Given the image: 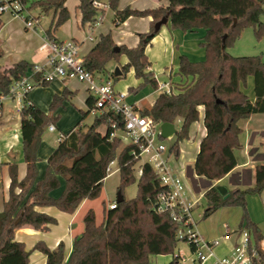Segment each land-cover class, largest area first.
<instances>
[{
  "label": "trees",
  "instance_id": "16d2710c",
  "mask_svg": "<svg viewBox=\"0 0 264 264\" xmlns=\"http://www.w3.org/2000/svg\"><path fill=\"white\" fill-rule=\"evenodd\" d=\"M68 0L35 1L29 9L40 11V15H51L52 21L46 33L52 37L58 28L70 20L66 7ZM93 0H79L77 9L82 14L81 24L94 23L98 13ZM120 0H111L115 13L114 26L129 18L152 17L150 31L139 34V45L129 48L115 45L112 34H101L97 44L83 58V65L94 74L106 71L112 61L126 58L120 70L121 75L132 70L142 82L129 88L132 94L139 93L146 86L158 90L159 83L150 69L147 49L162 30L156 26L165 18L173 30L196 33L203 30L201 46L205 50V60L194 62L186 55L179 59L177 75L180 83L171 84L172 93H160L150 108L142 110V115L156 124H174L181 121V128L175 134L176 142L171 147L179 153L180 144L188 139L193 123L199 121L200 106L205 108L204 123L207 130L194 163V172L200 178L212 182L226 177L238 165L235 151L241 148L242 129L239 120L248 119L254 114H264V61L260 56L235 57L227 50L234 45L246 27L254 29L258 41L264 37V0H168L167 6L138 10L125 7L119 9ZM163 1V0H158ZM26 3L27 0H24ZM34 64L20 60L0 67V96L9 93L11 85L28 76ZM114 78L120 76L112 75ZM253 77L255 100L252 101L242 90L248 78ZM50 83H45L48 86ZM69 99L64 91L55 95L49 112H44L32 104L29 96L20 110L23 157L27 164L24 179L19 178L17 164L7 163L11 184L9 198L0 213V264H30V251L26 245L15 239L16 232L25 226L36 231L47 232L57 225V219L41 207H51L74 215L83 201L95 200L102 194L101 181L84 189L67 181L63 193L55 197L54 192L61 187V176L68 168L67 163L77 164L85 159L88 151L96 148L101 157H106V171L110 163L118 160L120 185L119 193L124 197L116 209L107 208L102 223L97 224L96 214L90 209L84 219V231L74 237L73 247L66 257L65 243L60 242L56 249L46 242H38L33 250L43 253L46 264H152L158 255H172L179 243L176 234L178 225L169 213L157 210L158 195L165 190L158 176L149 165L143 166V175L136 179L135 169L139 159L133 153L138 146L127 145L121 138H112L114 131L124 129L122 115L112 111L97 116L87 130L79 122L70 133L63 135L54 152L47 159V169L42 179H38V152L42 134L55 126L60 115L55 110ZM87 105L91 109L94 100L90 96ZM89 109L83 112L86 117ZM84 119V118H83ZM116 126V129H114ZM105 130L102 132V130ZM160 140H163L160 136ZM121 145L124 147L120 148ZM255 183L251 188L237 187L227 194L215 186L205 194L207 208L202 219H206L221 208H240L242 222L239 230L251 231L256 246L260 249L263 235L256 223L249 217L247 198L264 191V164L255 167ZM138 182V193L133 199H126L124 189ZM262 259L264 252L261 250ZM175 257L171 264H177Z\"/></svg>",
  "mask_w": 264,
  "mask_h": 264
},
{
  "label": "rangeland",
  "instance_id": "374dc122",
  "mask_svg": "<svg viewBox=\"0 0 264 264\" xmlns=\"http://www.w3.org/2000/svg\"><path fill=\"white\" fill-rule=\"evenodd\" d=\"M35 1L40 0H27L26 2V8L29 11V14L35 18V25L37 28L38 33H34L33 31H29L26 29V23L24 19H27L29 17L27 12L22 13V17L15 18L14 16H11L8 13L3 14V16L0 18V67L4 68V66L11 65V63L19 61L21 56H24L28 53H34L36 48L41 43L42 38L45 35V29L50 27L52 16L51 15H40V11L38 9L30 10L29 7L35 3ZM79 3V0H68L66 7H68L71 18L68 20L66 24H64L62 27L58 28L54 35L62 40H68L71 39L73 36L71 33L78 32L79 35L83 38L88 32L86 29H81L77 27L76 23L79 22L80 26V19L81 14L80 11L77 9V5ZM149 4V2H148ZM38 19V22L36 21ZM261 21L264 22V14L262 15ZM109 18L107 17V20L104 23L105 29L108 25ZM189 44V50H192V43L190 41L187 42ZM229 55L235 56V57H247V56H260L263 58L264 61V37L260 41H258L254 34V29L252 27H246V29L243 31L240 38L237 40V42L231 46L227 50ZM165 50L161 45L154 46L153 50L151 51L149 57L152 61V71L154 75L158 79L159 85L162 84H177L180 83L181 77L177 75L178 66L177 64L174 66V70L171 73V68L173 67L171 64V59H167L164 56ZM192 53V51H191ZM126 58L125 56H121L119 61H112L107 65L106 71L102 72L101 74H96L95 78L97 80H103L108 81L111 80L115 84V90L118 92H123L128 94L129 88H135L138 86L142 81L139 80L137 77H135V74L132 70L126 72L125 74L120 75V78H114L112 77L113 74H115V71L118 67H122L124 64H126ZM172 77V78H171ZM74 84V82H71ZM70 84V85H72ZM69 85V86H70ZM51 86L48 87H39L37 91L41 93V99L43 98V104L45 105V108H43L41 105L39 106L41 109H43L44 112L50 110L49 104L52 100L50 98V94L48 90H51ZM243 89L247 90L246 87L243 86ZM36 91V92H37ZM246 92V93H247ZM84 91L81 89L80 95L84 96ZM133 97H144L146 95L147 98L145 100L144 106L149 107L157 97V92L154 91V88L152 86H146L143 90L139 92L138 95L132 94ZM135 95V96H134ZM67 103L60 107L59 110H55L54 115L58 116L60 115V118L56 124L57 130L55 133H51L49 130L45 131L42 134L40 147L43 145L45 150L47 151L48 147H52L54 150L58 146V139L59 137L64 134H68L75 128V126L81 122V126L84 127V130H87V126H89L93 120L94 116L92 114L87 115L86 117L83 116V112H87V108L85 104L82 103L80 98H74V100L70 99V101H66ZM49 107V109H48ZM19 105L16 101L13 100H5L3 103V107L0 111V159L6 155V152L10 146V144L13 145V152L12 157L17 161L18 158L21 160L23 159V145L21 140V134H20V113H18ZM47 112V113H48ZM84 118V119H83ZM176 130L179 131L181 128V124L178 122H175ZM18 133L20 135V139L16 142H13L12 135L14 133ZM158 134H160L159 127H158ZM191 136V135H190ZM11 137V138H10ZM163 144L166 146V148L169 150L174 143L175 135L170 136L169 138H163L161 140ZM198 140L196 141L191 138L190 140H185L184 143L180 145L181 149L183 150H189L190 154L188 156H181L179 160H176L174 164L176 165L177 169L180 168L179 164L187 167L192 166L193 164V154L195 152V146ZM8 144V145H7ZM124 147V145H121L120 148ZM40 149V148H39ZM53 150V152H54ZM183 157V158H182ZM38 165L41 163V167L43 166V170L41 169L38 171V179H42L46 169H47V161L41 160L40 156L38 157ZM179 161V162H178ZM68 168L63 172L61 177V187H59L54 193L55 197L60 196L66 186L67 181L74 183L84 189H89L90 186H92L93 181L88 178V172L91 173L93 178H97L99 180L104 179L103 187H102V194L99 198L95 200H89L87 205L83 207L84 205H79L78 208H80V215L72 227H63L62 230H66V236L67 239H69V236L74 231L76 233L80 230V224H83L82 217L87 213L90 209H93L96 214V221L97 224L102 223L106 216L107 208H110L109 205L112 202H117V198L119 195L118 187L120 185V175L117 172L119 170V163L118 160L114 162L113 165H111V172L106 171V165H107V159L106 157H101L96 148H92L88 151L87 156L82 161L78 162L77 164H72L71 162L67 163ZM44 171V172H43ZM116 171V172H115ZM184 173L186 174V169H184ZM109 176H108V175ZM138 174L136 175V179H138ZM188 181L190 185V180L186 179V182ZM0 182H1V174H0ZM191 187V186H190ZM138 182L126 187L124 189V196L126 199H133L136 197L138 193ZM191 197L194 196L190 195ZM195 199L199 198L200 195H195ZM87 202V201H84ZM85 204V203H84ZM201 207L198 208L196 211V217L198 221V231L202 237H205L207 240H216L223 237L224 239H230L232 243H237L238 236L237 234H234L233 225H231V229L229 230L228 234H223L222 225L225 223L230 224L228 217L226 216L227 212L226 210H230L232 208H221L219 211L212 216L202 219L198 218V214L204 213V211L207 208V204L205 199L203 198L201 200ZM57 212V211H56ZM227 218V219H226ZM84 225V224H83ZM53 231H47L44 232L47 239H50L54 236V234L58 233V226L53 227ZM52 232V233H51ZM54 232V233H53ZM263 235H264V227H263ZM236 245V244H235ZM215 253H217L218 257H222L223 254L220 253L219 249L215 250ZM179 256L180 259L177 264H197L193 260L196 258L195 253L190 248L189 243H186L184 241H179L174 253L172 255H158L156 257H153L152 264H171L172 261H174V258ZM213 260V259H212ZM208 264H213L212 261L208 262Z\"/></svg>",
  "mask_w": 264,
  "mask_h": 264
},
{
  "label": "crops",
  "instance_id": "0c3cea01",
  "mask_svg": "<svg viewBox=\"0 0 264 264\" xmlns=\"http://www.w3.org/2000/svg\"><path fill=\"white\" fill-rule=\"evenodd\" d=\"M148 2H149V4H148ZM162 5L164 7L167 6L168 0H163L161 2L158 0H120L118 8L124 9L125 7H130V8H135L138 10H145L148 8H157V7L162 6ZM107 17L109 18V22H108L107 27L105 29H103L104 28L103 26H104L105 21L107 20ZM81 20H82V14H81L80 23H81ZM114 20H115V13L113 12V10L111 8V10L106 12L105 17H104L103 21L100 23V25L98 27L94 28V30L90 29V24H86L84 26L82 24H80V26H79V22L76 23L77 27H79L83 30L86 29L88 33L82 38L78 32H73V33H71V35L73 36L71 39L77 40L79 42H85V40L87 39L88 36H92L94 39V42L86 43L85 49L83 51L84 57L94 47V45L97 44L101 34L111 33L115 45H119V46L126 45L129 48H133V47L138 46L139 45L138 43L140 41L139 34L149 33L150 22L152 21V17L149 16L147 18H141V17L132 16V18H129L127 21H125L124 23L120 24L117 27L114 26ZM45 31H46V29H45ZM33 32L38 33L37 30L33 31ZM203 35H204L203 30H198V32H196V33L183 32V31L181 32V31L173 30L170 27L169 22H167L165 24V26H163L160 33L153 38V40L151 42L152 45L147 49L148 60L150 59L149 55H150L151 51L153 50L154 46H156L158 44L164 48V50H165L164 56L167 59H171V64L173 66L171 68V73L174 70V66L176 64L178 66L179 61H180L179 58L182 55H186L189 59H191L194 62H199V61L205 60V50L201 46V42H200L201 37ZM59 40H62V39H59ZM188 41H190L192 43V48H191L192 50L188 49L189 48L188 47L189 44L187 43ZM41 43H42V40H41ZM41 43H40V45H41ZM39 46H38V48H36L34 53H28V54H25L24 56H21L22 58H20L19 61L20 60H26L27 62H29L31 64H36L37 62H43L45 60V55L40 51ZM191 51H192V53H191ZM16 62H18V61H16ZM13 63H15V62H13ZM151 63H152V61H151ZM6 65H8V64H6ZM119 68H121V66ZM150 69L152 70V66ZM156 79H157V77H156ZM100 81H103V80H100ZM157 81H158V79H157ZM71 82H74V84H72ZM70 84H72V85H70ZM48 86H51V88H52L51 90H48L49 92H47L50 94L51 99H49V100L53 101L55 95H61L64 91H67L69 93V99L67 101H70V99L74 100V98H80L82 103L85 104L87 110L89 109L90 114H92L94 116V119L97 117V114L93 113V111H94L93 107L90 109L87 105V100L90 97V94H89L88 89H87V84L81 83L77 80H70L67 82L57 80V81H53V83L49 84ZM48 86L42 85V86H37V88L33 89L28 94L30 102L37 107H39L41 104H43V98L41 99V95H40L41 93H39L37 91V89L39 87H48ZM245 87L247 88L248 92L246 90H244L243 87H242V90H244L245 93L247 92L246 94L249 95V97L252 101H254L255 100V89H254L253 77L248 78V81H247V84ZM81 89H83V91H84V94H83L84 96L80 95ZM154 91L157 92V94H158L157 97L159 96L160 93H162L159 90H154ZM138 94L139 93H135V95H138ZM147 96L148 95H146L144 97H138V98L133 97L132 93H130L128 91V97L126 100L129 104L133 105L136 109L139 110V112L142 113V110H144L145 108L151 107V106H149V107L144 106V103H145ZM156 98H155V100H156ZM155 100L153 101V103L155 102ZM52 101H51V103H52ZM51 103L49 104V107H50ZM66 103L67 102L65 101L63 105H65ZM41 106L43 108H45V105L44 106L41 105ZM49 107H48V109H49ZM199 111H200L199 121L196 123H193V125L191 126L190 131H189V137H188V139H185V140H190V141H191V138H193L194 141H196V139L198 140V142L196 143V146L194 147L195 152H194L193 157H192L193 164H192V166L185 167L183 165V163H182V165H180L181 164L180 163L179 164L180 168L178 170L180 171L179 173H181L185 177L184 178L185 184H186L187 188L189 189L190 193L192 195L194 194L193 197L195 198L196 194L200 195V197L196 198V199L199 201V204H198L199 207H201V205H202L201 200L203 198L205 199V197H204L205 192L213 186L220 188L222 190L221 192L223 194H227L229 191H231L237 187H240L242 189H247V188H251L254 185V183H255V170L254 169H255L256 165L264 164V114H254V115L250 116L248 119H241L238 121L239 127L242 129V134L240 135L242 146H241V148H239L235 151V155L237 158L238 165L234 168L233 172H231L226 177L218 180L217 182H212V181H209L203 177L202 178L198 177L195 174L194 168H193L194 163H195L196 158H197V154L199 153V150H200L201 141L207 134V130H206L205 123H204L205 108L200 106ZM46 112H48V110ZM82 112H84V111H82ZM20 122H21V120H20ZM176 122L181 124L180 120H177ZM174 125H175V123H174ZM53 127L56 128V130H57L56 125ZM175 128H176V125H175ZM47 130H49V128ZM103 131H105V130L103 129L102 132ZM50 132L55 133L52 131H50ZM20 134H21V140H22L21 129H20ZM63 135L64 134H62L61 136H63ZM160 135H161V133H160ZM12 137H13V142L14 141L17 142L20 139V135L16 132L12 135ZM60 137H59V139H60ZM59 139H58V143L60 142ZM184 142H182V143H184ZM11 147H13L12 144H10V146L6 152V155H4V157L0 159V174H1L0 213L3 212L2 210H3L4 203L9 198L8 192H9V187L11 184V178L9 177V172H8V165H6V164L7 163H13V164L18 165V167H19V178L21 180L24 179V176L26 175V171H27V164L24 161V157L22 160L20 158H18L17 161H15V159L11 156L12 152H13V148H11ZM45 149L46 148H44L43 145H41L39 152H38V157L40 156L41 160L47 161V159L53 153L54 149L52 147H48L47 151ZM182 154H183V156H185V155L188 156L190 154V151L187 149L183 150L180 147L179 153L176 154V160H179V158H181L180 155H182ZM188 158H189V156H188ZM189 159H191V158H189ZM41 169L43 170V166L41 167V163H39L38 171H40ZM184 169H186V174L184 173ZM117 172L119 173V170ZM87 175H88V178H90V180L93 181V183H97L99 181L102 182L104 180V179L99 180L97 178H93L90 172H88ZM186 179L190 180V185H189L188 181L186 182ZM54 196H55V193H54ZM87 203H88V201L87 202L83 201L81 203V205H84L83 207H85L87 205ZM247 203H248L249 217H250L251 221H253L254 223H256L258 225V227L261 231V234L263 235L264 191L259 195L249 196L247 198ZM38 211L45 212V213H47V214H49V215H51L57 219V225L56 226H58V233L54 234V236L52 238L47 239L46 235L43 231L42 232L36 231L29 226H25V228H22L16 232L15 239L19 242L24 243L26 245L27 250L30 251V256H29L30 264H46V261H47L46 256L37 250H33L34 246L38 242H42V241L46 242L48 247L51 249H56L60 242H64L65 243L66 257H68L71 250H72V247H73L74 237L76 235L81 234L84 231L85 224L84 223H83L84 225L80 224L79 225L80 226L79 232L76 233L74 231L73 233H71V235L69 236V239H67L66 230L65 229L62 230V226L63 227L64 226L65 227L66 226L67 227L74 226V224L76 223V221H77V219L81 213L80 208L78 209V211L76 213H74V215L64 213V212L60 211L59 209H55V208H51V207H41V208H38ZM226 212H227L226 216L228 217L230 224L225 223L222 225L223 234L229 233V230L232 227L231 225H233L232 230L234 231V234H237V231L239 230L241 222H242V219H241L242 211L240 208L236 207V208H232L230 210H226ZM85 215H86V213H85ZM85 215L82 217V220L84 219ZM202 217H203L202 214H198V218H202ZM53 227H55V226H51L50 231H53L52 230ZM218 240H220V246L218 248H216V250L219 249L220 253H222L223 256L228 254L234 248V246L236 244V243H232L230 241V239H224L223 237H221ZM260 247H261L262 251H264V235H263V240L260 243ZM191 250H192V248H191ZM216 256L218 257L217 253H216ZM210 261H212V263L215 264V259H213V260L211 259L208 262H210ZM208 262H205V264H208ZM195 263H197V262H195Z\"/></svg>",
  "mask_w": 264,
  "mask_h": 264
},
{
  "label": "built area",
  "instance_id": "2783aa9c",
  "mask_svg": "<svg viewBox=\"0 0 264 264\" xmlns=\"http://www.w3.org/2000/svg\"><path fill=\"white\" fill-rule=\"evenodd\" d=\"M93 7L98 16L94 23L90 24V29L98 27L103 21L106 12L111 10V0H93ZM27 12L29 17L25 20L26 29L36 31L35 18L29 14L24 0H0V18L8 13L15 18L22 17V13ZM38 22V19H36ZM88 42H94L92 36H88L85 42L74 39L59 40L55 36L50 37L46 31L39 46L40 51L45 55L43 62L33 65L31 73L23 77L20 81L14 82L10 91L5 96H0V111L5 100L16 101L19 105L18 113L22 109L27 95L37 86L53 81L67 82L77 80L87 84L90 96L94 100L93 113L97 116L104 112L112 111L120 114L124 120V129L114 131L112 138H121L127 145L138 146L139 152L133 153L139 159L135 174L140 177L143 174V166L149 165L152 171L158 176L161 185L165 188L157 198V210L160 213H169L173 222L178 225L176 238L178 241L189 243L195 262L205 264L211 259H215V264H264L261 247L256 246L251 232L244 228L237 231L238 241L234 248L226 255L216 256L215 250L220 246V240H207L198 231V221L196 211L199 208V201L195 199L187 188L184 176L175 167L176 153L171 148L168 150L160 140L158 127L161 133V126L153 120L144 117L138 109L127 102V93L117 92L113 81H99L83 65V51ZM158 90L164 93H172L169 83L159 85ZM116 129V126H114ZM55 132L56 128L49 127ZM63 140V136L59 141ZM110 163L107 172H111ZM117 202H112L110 209H116ZM264 252V251H263ZM179 257V256H177ZM180 258V257H179Z\"/></svg>",
  "mask_w": 264,
  "mask_h": 264
},
{
  "label": "water",
  "instance_id": "95a60500",
  "mask_svg": "<svg viewBox=\"0 0 264 264\" xmlns=\"http://www.w3.org/2000/svg\"><path fill=\"white\" fill-rule=\"evenodd\" d=\"M168 22V19L165 18L162 22L158 23L157 24V28L160 29L162 25H165L166 23ZM121 70L120 68L118 67L115 71V76H120L121 75ZM177 133V130L175 128V125L172 124V123H165V124H162L161 126V136L162 138H169L170 136H173ZM220 189V188H219ZM221 190V189H220ZM222 191V190H221ZM124 200V197L121 193H119L118 195V198H117V203H121L122 201Z\"/></svg>",
  "mask_w": 264,
  "mask_h": 264
}]
</instances>
